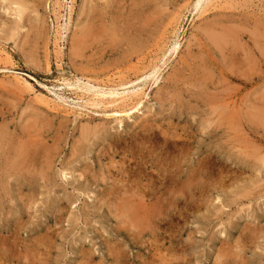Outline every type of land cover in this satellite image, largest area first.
I'll list each match as a JSON object with an SVG mask.
<instances>
[{"label": "rangeland", "instance_id": "1", "mask_svg": "<svg viewBox=\"0 0 264 264\" xmlns=\"http://www.w3.org/2000/svg\"><path fill=\"white\" fill-rule=\"evenodd\" d=\"M12 1L0 264H264V0Z\"/></svg>", "mask_w": 264, "mask_h": 264}, {"label": "bare ground", "instance_id": "2", "mask_svg": "<svg viewBox=\"0 0 264 264\" xmlns=\"http://www.w3.org/2000/svg\"><path fill=\"white\" fill-rule=\"evenodd\" d=\"M18 0H15V1H12L11 3L12 4H14L15 6L17 5L18 7L20 6V7H24V5H25V1L24 2H20V1H18ZM20 2V3H19ZM143 2H144V0H143ZM10 3V4H11ZM145 3V2H144ZM18 4H20V5H18ZM147 4H150V3H147ZM19 9V8H18ZM22 10H23V8H22ZM212 39V38H211ZM218 39V38H217ZM213 40L214 42L216 41V44L219 46V48L220 47H222V45L224 44V41H225V39H223V38H220V39H218V40ZM212 41V40H211ZM215 44V43H214ZM216 45V46H217ZM226 45V44H225ZM218 48V47H217ZM264 55V54H263ZM245 58V57H244ZM242 71V70H241ZM205 79V78H204ZM208 82V81H207ZM261 106V105H260ZM232 108V107H231ZM233 109V108H232ZM258 110V109H257ZM256 110V111H257ZM259 112V111H258ZM253 123V122H252ZM260 124V123H259ZM260 125H262V124H260ZM210 126V125H209ZM24 142V141H23ZM12 143V142H11ZM17 144H19V143H17ZM20 144H22V143H20ZM26 144H27V142H26ZM12 144H10V145H8V146H11ZM25 144H23V145H21L20 147H17V148H15V149H10L9 148V150H8V154L9 155H5L3 158L4 159H2L3 160V172L5 173V172H8V171H11V170H17V171H15V172H19V169L22 171V169H23V172H25V168H24V166H25V161H26V158H28V157H30V156H27L28 154H26V148H25V146H24ZM29 147H31L30 145H29ZM29 150V149H28ZM30 151V150H29ZM32 153V152H31ZM1 154V153H0ZM13 157V158H12ZM31 158H32V155H31ZM30 158V159H31ZM263 158V157H262ZM28 160V159H27ZM28 163H29V161H27ZM27 164V163H26ZM261 164H262V162H261ZM264 165V164H263ZM26 167V166H25ZM27 167H28V165H27ZM26 167V168H27ZM21 171L19 172V174L21 173ZM13 172H11V174H12ZM26 173H28V170H26ZM29 173H30V171H29ZM6 174V173H5ZM23 174V173H22ZM7 175H8V173H7ZM168 175V174H167ZM3 176H6V175H3ZM42 176V175H41ZM5 178H7V177H5ZM9 178H10V176H9ZM3 179V178H2ZM7 180V179H6ZM4 181V180H3ZM8 182H10L9 180H7ZM4 184H5V182H4ZM7 186H9L8 184H6ZM7 194V193H6ZM134 195V194H133ZM131 199V198H130ZM127 202H129V201H127ZM125 205V204H124ZM129 205V204H128ZM130 206V205H129ZM128 206V207H129ZM127 206H125V208H126ZM134 207V206H133ZM138 206H136V208H137ZM131 206H130V209L129 208H126V210L127 209H129V210H131ZM135 208V209H136ZM121 212H123V211H121ZM120 212V213H121ZM131 213V212H130ZM132 213L134 214L135 213V211L133 212L132 211ZM136 214V213H135ZM135 214H134V217H136L135 216ZM140 214V213H139ZM126 215V214H125ZM123 216H124V213H123ZM133 215H130L129 216V218L130 217H132ZM139 217V216H138ZM124 218V217H123ZM127 218V217H126ZM133 218V217H132ZM131 219V218H130Z\"/></svg>", "mask_w": 264, "mask_h": 264}]
</instances>
